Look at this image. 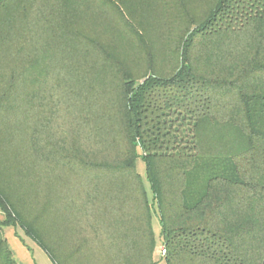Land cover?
I'll list each match as a JSON object with an SVG mask.
<instances>
[{"label": "trees", "instance_id": "obj_1", "mask_svg": "<svg viewBox=\"0 0 264 264\" xmlns=\"http://www.w3.org/2000/svg\"><path fill=\"white\" fill-rule=\"evenodd\" d=\"M0 212V264H264V0H0Z\"/></svg>", "mask_w": 264, "mask_h": 264}, {"label": "crops", "instance_id": "obj_2", "mask_svg": "<svg viewBox=\"0 0 264 264\" xmlns=\"http://www.w3.org/2000/svg\"><path fill=\"white\" fill-rule=\"evenodd\" d=\"M3 219V214L0 212V220ZM15 229L8 227L5 229L4 236L7 245L11 250L14 261L17 264H52L46 253L35 243L32 245L26 244L24 240L15 234ZM45 254V255H43ZM34 255L39 257V261L34 260Z\"/></svg>", "mask_w": 264, "mask_h": 264}, {"label": "rangeland", "instance_id": "obj_3", "mask_svg": "<svg viewBox=\"0 0 264 264\" xmlns=\"http://www.w3.org/2000/svg\"><path fill=\"white\" fill-rule=\"evenodd\" d=\"M143 168L144 167H143L142 161L140 159H138V161H137V171L141 175H143V171H144ZM153 227H154V231H155V233L157 235V239H158L157 248H156L154 256H155V259L158 260V264H164V262L161 259V257H162V254L160 252V250H161V248H160L161 247V241L159 239V225H158V220H157L156 217H153ZM14 231H15L16 235H19V238H21L22 240H24V242H26V244L32 245L34 243L30 238L26 237L20 229H15ZM43 255H45V254H43ZM45 257H46V255H45ZM34 260L36 262H38L40 259L36 255H34Z\"/></svg>", "mask_w": 264, "mask_h": 264}, {"label": "built area", "instance_id": "obj_4", "mask_svg": "<svg viewBox=\"0 0 264 264\" xmlns=\"http://www.w3.org/2000/svg\"><path fill=\"white\" fill-rule=\"evenodd\" d=\"M160 248H161L160 252H161V254H162V256H163V255L165 254V249H164L163 246H161Z\"/></svg>", "mask_w": 264, "mask_h": 264}]
</instances>
